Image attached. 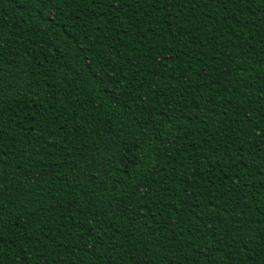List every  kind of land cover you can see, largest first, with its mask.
I'll list each match as a JSON object with an SVG mask.
<instances>
[{"label": "trees", "instance_id": "16d2710c", "mask_svg": "<svg viewBox=\"0 0 264 264\" xmlns=\"http://www.w3.org/2000/svg\"><path fill=\"white\" fill-rule=\"evenodd\" d=\"M0 264H264V0H0Z\"/></svg>", "mask_w": 264, "mask_h": 264}]
</instances>
